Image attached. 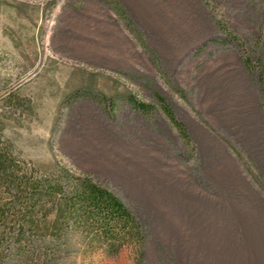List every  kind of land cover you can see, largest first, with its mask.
<instances>
[{
	"label": "rangeland",
	"instance_id": "obj_1",
	"mask_svg": "<svg viewBox=\"0 0 264 264\" xmlns=\"http://www.w3.org/2000/svg\"><path fill=\"white\" fill-rule=\"evenodd\" d=\"M169 3L0 0V264H198L201 157L264 197V0Z\"/></svg>",
	"mask_w": 264,
	"mask_h": 264
},
{
	"label": "crops",
	"instance_id": "obj_2",
	"mask_svg": "<svg viewBox=\"0 0 264 264\" xmlns=\"http://www.w3.org/2000/svg\"><path fill=\"white\" fill-rule=\"evenodd\" d=\"M121 1L143 18L158 41L160 51L169 44L174 46L176 28L173 23L177 15L169 12V0ZM238 89L242 92L245 89L243 96L246 100L250 92L246 91L245 85L241 84ZM240 101L241 106L248 103ZM197 130L205 138V141L202 139L204 147H211L208 133L202 127ZM218 158L201 157L200 164L206 178L208 176L218 184L217 192L207 191L210 189L208 184H200V187L197 184L196 190L200 192L190 196L189 208L185 209L188 210L189 223L188 230L183 226L184 232L189 234L191 241L200 243L199 250L192 251L191 258L193 261L197 258L198 264H264V197L251 187L247 190L237 171L230 170L228 160ZM261 163L264 168V161ZM201 180L206 182L203 177ZM171 211L182 213L183 209L176 205L166 212L169 219L175 220L173 225L179 224L180 220L185 224L187 213L183 217V214L173 215Z\"/></svg>",
	"mask_w": 264,
	"mask_h": 264
}]
</instances>
